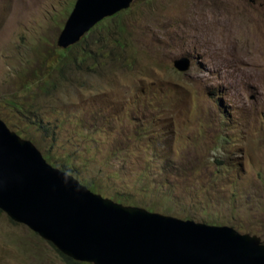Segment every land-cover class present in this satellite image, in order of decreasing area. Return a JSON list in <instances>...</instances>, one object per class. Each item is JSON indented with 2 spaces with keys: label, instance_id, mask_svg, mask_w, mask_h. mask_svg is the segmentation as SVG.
Returning <instances> with one entry per match:
<instances>
[{
  "label": "rangeland",
  "instance_id": "rangeland-1",
  "mask_svg": "<svg viewBox=\"0 0 264 264\" xmlns=\"http://www.w3.org/2000/svg\"><path fill=\"white\" fill-rule=\"evenodd\" d=\"M76 1L0 0V118L94 193L264 242V0H135L64 54ZM0 264L72 263L1 211Z\"/></svg>",
  "mask_w": 264,
  "mask_h": 264
},
{
  "label": "water",
  "instance_id": "water-1",
  "mask_svg": "<svg viewBox=\"0 0 264 264\" xmlns=\"http://www.w3.org/2000/svg\"><path fill=\"white\" fill-rule=\"evenodd\" d=\"M135 0H77L58 38L66 50ZM188 72L191 59L174 61ZM0 210L63 255L89 264H264L261 237L151 212L92 192L51 165L0 118Z\"/></svg>",
  "mask_w": 264,
  "mask_h": 264
},
{
  "label": "trees",
  "instance_id": "trees-1",
  "mask_svg": "<svg viewBox=\"0 0 264 264\" xmlns=\"http://www.w3.org/2000/svg\"><path fill=\"white\" fill-rule=\"evenodd\" d=\"M116 16V15H115ZM108 19H110V18H107V19H105L104 21H106V20H108ZM103 22V21H102ZM102 22H100L98 25H100V24H102ZM98 25H96L95 27H97ZM94 27V28H95ZM93 28V29H94ZM92 29V30H93ZM91 30V31H92ZM90 31V32H91ZM79 44V43H78ZM78 44H76V45H74V46H72V47H70L69 49H66L65 51H63V53L65 54V53H68V52H70L75 46H77ZM85 54H88V53H85ZM81 63H83V64H85V58H83L82 57V59H81ZM65 171H67L66 169H64ZM69 173H71V171H68ZM0 212H1V210H0ZM61 255L63 256V258L67 261V262H69V263H72V264H80V263H78V262H76V261H74V260H72L71 258H69V257H67V256H65V255H63L62 253H61Z\"/></svg>",
  "mask_w": 264,
  "mask_h": 264
}]
</instances>
